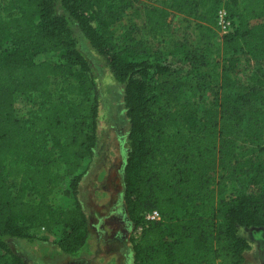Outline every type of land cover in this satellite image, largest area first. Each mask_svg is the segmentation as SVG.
Masks as SVG:
<instances>
[{"label":"trees","instance_id":"16d2710c","mask_svg":"<svg viewBox=\"0 0 264 264\" xmlns=\"http://www.w3.org/2000/svg\"><path fill=\"white\" fill-rule=\"evenodd\" d=\"M4 1L0 264H31L8 239L31 241L32 229L59 228L56 245L65 254L79 251L90 234L78 198L79 168L98 142L97 81L76 30L123 85L128 121L123 201L134 229L141 227L130 238L133 264H243L251 243L239 228L264 227V0L224 2L235 27L222 34L220 48L228 58L220 72L216 64L205 69L222 0H162L138 11L153 39L170 35L172 12L195 20L196 45L172 42L168 52L181 53L175 62L198 70L203 88L214 81L213 103L202 110L193 100H180V80H158L176 70L174 61L150 59L129 32L121 44L115 40L111 25L130 0ZM42 52L58 53L60 61H36ZM251 59L245 79L238 80L237 65ZM54 77L61 78L59 92L49 88ZM17 94L33 95L36 107L24 117L15 112ZM69 94L77 95L78 102ZM216 168L220 173L214 184ZM58 186L74 199L73 206L50 203ZM30 193L37 199H28ZM215 199L223 206L220 223ZM152 210L160 217L145 219Z\"/></svg>","mask_w":264,"mask_h":264},{"label":"rangeland","instance_id":"374dc122","mask_svg":"<svg viewBox=\"0 0 264 264\" xmlns=\"http://www.w3.org/2000/svg\"><path fill=\"white\" fill-rule=\"evenodd\" d=\"M161 1L130 0L131 4L128 8L111 25L114 38L121 44L124 35L129 32L146 47L150 59L158 57L156 59L160 61H174L172 64L176 70L173 73L158 76V80H180L183 85L180 100H193L202 110L213 103L216 90V87H213L214 81L209 87L203 88L200 85L202 81L198 77V70L190 69L192 67L189 63L185 62L183 65L181 62H175L178 57H182L181 53L173 56L168 52L172 42L184 41L190 46L196 45L195 20L173 14L170 21V35L153 39L143 27L142 13L141 16L138 15V11H142L145 6L161 5ZM3 3H5L4 0ZM216 33L210 48V65L205 70L211 69L216 64V70L220 72L221 65L226 63L228 54H224L220 48L222 33L218 29ZM76 35L81 50L92 64L97 81L98 142L92 157L82 159L79 168L83 176L79 183L78 198L88 216L90 234L84 246L73 254H65L58 249L56 240L60 236L59 228L48 232L44 227H38L31 230L34 234L33 240L9 238L8 242L12 249L20 252L24 258H31L28 260L31 264H133L130 238L138 234V229H134L127 216L123 201V166L128 148V121L123 106V85L115 81L103 58L89 46L77 30ZM157 51L160 52L159 56ZM44 59L59 62L60 56L58 53L42 52L35 57L36 61ZM253 63L251 59L246 63L241 61L237 65L235 73L239 77L238 80L245 79ZM201 70L204 72L203 68ZM220 78L219 73L218 82ZM61 86V78L54 77L49 88L59 92ZM218 90L217 99L221 96V90ZM68 97L75 102L79 100L75 94H69ZM91 102H93V94ZM35 107L33 95L17 94L14 108L18 117H24L30 109ZM219 173L218 168L211 172L214 184L218 180ZM224 196L229 198L230 195L226 193ZM28 199L36 200L37 196L35 193H30ZM49 201L56 207H70L74 204V199L63 194L60 186L54 189L49 196ZM214 202L218 210L217 222L220 223L223 206L219 204V199H215ZM239 233L251 243L250 249L245 252L243 264H264V227H240Z\"/></svg>","mask_w":264,"mask_h":264},{"label":"built area","instance_id":"2783aa9c","mask_svg":"<svg viewBox=\"0 0 264 264\" xmlns=\"http://www.w3.org/2000/svg\"><path fill=\"white\" fill-rule=\"evenodd\" d=\"M225 1L226 0H222V3L220 4L216 13V26L222 34L233 30V28L235 27V20L228 15V12L224 5ZM159 217L160 215L157 210H152L144 213L145 219H158ZM140 228L141 227L138 228V232Z\"/></svg>","mask_w":264,"mask_h":264},{"label":"crops","instance_id":"0c3cea01","mask_svg":"<svg viewBox=\"0 0 264 264\" xmlns=\"http://www.w3.org/2000/svg\"><path fill=\"white\" fill-rule=\"evenodd\" d=\"M173 14H177V15H180V16H183V17H185V15L184 14H182V13H177V12H172V13H170V15H169V17H168V22H170L171 21V16H173ZM171 24V23H170ZM250 69H251V66H250ZM249 69V70H250ZM248 70V71H249ZM20 253V252H19ZM21 254V253H20ZM24 258V257H23ZM25 260H31V258H29V257H27V258H24Z\"/></svg>","mask_w":264,"mask_h":264}]
</instances>
